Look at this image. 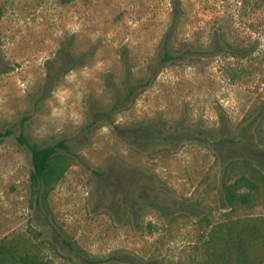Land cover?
I'll return each instance as SVG.
<instances>
[{
	"label": "rangeland",
	"instance_id": "rangeland-1",
	"mask_svg": "<svg viewBox=\"0 0 264 264\" xmlns=\"http://www.w3.org/2000/svg\"><path fill=\"white\" fill-rule=\"evenodd\" d=\"M174 3L181 9L174 43L196 55L159 65L157 45ZM0 12V132L16 134L26 118L30 143L65 140L74 154L36 205L26 149L14 136L0 141V243L51 264H196L206 252V233L224 218L213 153L196 142L140 150L123 129L156 118L213 132L220 116L233 128L248 120L264 103V0H0ZM219 35L235 51L204 52ZM63 43L73 56L86 54L83 63L41 98L47 64ZM122 47L134 79L144 80L150 65L158 72L112 112L125 94ZM256 134L264 141V117ZM112 157L151 174L161 188L158 201H192L206 219H165L147 208L137 212L138 228L125 209L115 219L112 182L107 178L98 189L96 178ZM239 172L236 166L228 177ZM256 203L253 213L264 216Z\"/></svg>",
	"mask_w": 264,
	"mask_h": 264
},
{
	"label": "trees",
	"instance_id": "trees-1",
	"mask_svg": "<svg viewBox=\"0 0 264 264\" xmlns=\"http://www.w3.org/2000/svg\"><path fill=\"white\" fill-rule=\"evenodd\" d=\"M180 15L179 3L172 4L170 23L157 45L159 65L179 64L189 61L192 55H196L191 46H179L174 43ZM224 37L214 36L204 52L211 54L235 51V47ZM68 48L67 43H63L58 49L55 61L47 64L41 98L52 90L56 79L62 74L83 63L86 54L73 56ZM119 50L125 94L122 100L116 99L112 104V112L148 87L158 72L156 66L150 65L148 76L144 80L134 79L125 48ZM262 117L264 103L258 106L248 120L239 123L235 128L229 126L220 116V125L213 132L196 124H183L180 120L168 125L166 121L156 118L123 129L129 132V144L140 150L154 148L171 150L181 143L196 142L213 153L221 172L216 189L222 208L225 209L221 212L224 218L206 233V239L203 241L206 252L201 259L195 260L198 261L196 264H264V216L253 213L258 200L259 205L264 206V141H258L256 134ZM25 121L26 118L19 121L16 134L12 128L0 132V141L5 137L14 136L17 143L26 149L30 163L29 181L36 194L35 203L39 205L47 199L55 185L62 179L74 154L65 140L48 145L30 143L23 130ZM116 132L121 138V131L116 129ZM109 166L96 174L99 180L97 188L101 189L107 178L111 180V210L115 219L120 217L117 209L123 211L125 209L134 221V226L138 228L136 216L141 208L157 211L165 219L175 214L206 219L200 212L202 210L192 201L175 200L173 204L158 201L156 194L161 188L155 184L151 174L135 166H125L113 157ZM236 166L240 169V174L236 178L228 177ZM84 261L85 264H92L91 260ZM0 264L51 263L36 255L14 251L7 243L1 242Z\"/></svg>",
	"mask_w": 264,
	"mask_h": 264
}]
</instances>
